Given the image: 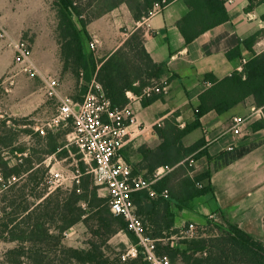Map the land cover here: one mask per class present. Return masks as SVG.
Returning a JSON list of instances; mask_svg holds the SVG:
<instances>
[{"label":"trees","instance_id":"obj_1","mask_svg":"<svg viewBox=\"0 0 264 264\" xmlns=\"http://www.w3.org/2000/svg\"><path fill=\"white\" fill-rule=\"evenodd\" d=\"M173 1L52 0L57 13L61 73L72 75L77 85L83 86L84 94L95 79L112 107L123 108L129 104L128 92L140 95L144 88L168 76L166 63L155 62L147 52L144 27L135 29L115 51L100 56L90 48L92 37L88 27L122 5L137 23L150 17L155 4L165 8ZM182 1L188 11L177 22V28L186 45L230 19L226 0ZM247 1L248 11L262 3V0ZM261 35V31L254 34L228 53L230 61L242 60L244 50L249 54L248 60L241 64L242 70H235L223 79L213 74L205 75L203 80L209 87L199 95L191 121L182 127L178 121L180 112H175L164 119L161 126L154 127L158 145L136 141L122 152L133 173L147 179H153L161 167L169 169L154 185L157 197L140 191L133 194V201L134 212L144 224L145 235L157 240V255L167 256L173 264H264V243L225 218L219 208L210 211L212 215H219L218 219L207 215L206 224L198 226L192 237L181 238V232L175 229L177 211H193L197 199L213 196L210 164L215 170L221 169L258 147L252 143L211 157L204 139L192 144H186L184 139L202 128V119L209 113L227 115L248 99L264 112V50L257 45ZM29 45L32 47L31 43ZM159 97L143 99L142 105L149 106ZM73 99L81 102L83 97ZM61 128H67L68 135L73 131V121ZM11 131L6 122H0V146L4 149L14 145V139L8 135ZM39 136L46 141L45 154H58L60 158L69 156L66 145L60 144L55 136ZM133 147L138 157L135 161L131 158ZM77 151L75 149L74 153ZM202 157H206L209 164L199 170L191 161H199ZM78 159L79 184L50 192L48 182L45 183L49 171L43 166V159L23 158L21 164L11 167L0 154L2 178L5 181L12 176L18 178V182L1 191L0 240L15 242L16 246L4 254L0 264H150L140 250L136 257L123 260L122 252L110 246V240L122 232L134 244L138 239L129 230L127 220L111 212L109 196L101 197L93 175L86 173L90 166L80 155ZM16 160L18 162L17 157ZM163 191L168 192L167 198L161 196ZM79 224L85 226L90 236L84 248L65 243L64 232L73 231Z\"/></svg>","mask_w":264,"mask_h":264},{"label":"crops","instance_id":"obj_2","mask_svg":"<svg viewBox=\"0 0 264 264\" xmlns=\"http://www.w3.org/2000/svg\"><path fill=\"white\" fill-rule=\"evenodd\" d=\"M247 7V0L227 3L229 21L205 32L189 45L185 44L177 28V22L188 11L182 0H174L161 12L142 22L135 23L130 11L122 5L89 25L88 31L92 40H99V50L102 54L115 51L135 29L144 27L147 52L155 62L166 63L169 72L167 78L170 81L169 94L160 96L157 101L146 107L142 105V101L132 102L131 108L136 115L137 123L130 128L132 139L129 144L136 141L156 142L158 137L154 133V127L158 123L161 126L164 119L175 112H180L178 121L182 127L191 121L194 117V108L198 105L199 95L209 87V84L203 80L205 75L213 74L216 78L223 79L235 70H242L241 64L248 60L249 54L244 50V58L234 61H230L227 55L242 46L245 39L261 31L262 35L257 45L262 46L264 50V0L251 11H248ZM95 23L108 28L113 36L107 37L106 33L102 34V30L95 31L96 28L95 30L93 28ZM123 31L127 32V37L119 43L116 42L115 37L120 33L126 35ZM34 60L44 70L42 61L39 59L41 67L38 60L36 58ZM61 68L62 64L59 60L52 69L54 72H60ZM35 80H39L42 85L39 78ZM175 86H180V90L172 97ZM182 92L185 97L182 96ZM23 94L24 113L26 110L33 112L46 102L41 91L33 88H29ZM176 97L180 101L174 106L169 105ZM239 117L246 121L241 133L235 135L230 128ZM143 127L152 128L153 131L150 134H138ZM200 139L205 140L207 153L211 157L228 151L231 147L240 148L252 143L258 144L256 149L221 169L215 170L213 164H210L212 171L210 185L213 196L199 198L196 204L199 200L201 203L199 206L208 207L210 210L219 208L225 218L264 243L263 109L256 107L253 100L248 99L227 115L219 116L211 112L202 119V128L187 136L184 142L192 144ZM208 164L207 158L202 157L197 168L203 170ZM196 204L193 211H177L175 229L181 232L191 223L196 226L206 224V216L211 212L206 215L201 213ZM212 216L211 214L210 217Z\"/></svg>","mask_w":264,"mask_h":264},{"label":"built area","instance_id":"obj_3","mask_svg":"<svg viewBox=\"0 0 264 264\" xmlns=\"http://www.w3.org/2000/svg\"><path fill=\"white\" fill-rule=\"evenodd\" d=\"M233 1L226 0L227 3ZM162 10L163 7L159 3L155 4L150 17ZM0 38L8 41L10 47L14 49L15 63L19 72L31 79L39 78L44 93L57 100V113L42 126L37 127L36 131L45 136L49 129L66 126L70 121H73V131L67 135V146L77 147L83 156V161L90 166L87 172L94 175L98 183L106 186L111 212L114 215L123 216L128 222L129 230L138 239V246L132 247L126 254H123L122 259L134 258L140 250L150 264H173L167 256L157 255V240L145 235L144 224L134 212L133 201V194L140 191H147L150 197H157L158 193L154 185L169 169L161 167L156 170L153 179H147L142 174H134L122 154L132 139L130 128L137 123L136 115L131 108L132 102L142 101L153 96H166L170 91L169 79L164 78L158 83L147 86L140 95L128 92L129 104L123 108H113L102 86L94 79L82 101L76 102L71 96L62 94L61 82L58 77L43 71L36 64L33 49L26 40L13 38L1 23ZM98 44L99 40L93 39L90 42V48L95 50ZM10 85H15L14 77L10 79ZM245 121L244 118H236L230 131L235 135L240 134ZM156 126H160V124L158 123ZM152 131V128L143 127L138 134H150ZM232 149L233 147L229 150ZM24 155L27 154H17L19 162H22ZM17 181V177H10L4 188ZM68 181H70L69 177L63 171L54 170V166L49 169L47 182L50 192L65 187ZM161 196L167 198L168 192L163 191ZM195 231L196 227L191 223L181 231V238L192 237ZM71 233V230L65 231L64 237H70Z\"/></svg>","mask_w":264,"mask_h":264},{"label":"rangeland","instance_id":"obj_4","mask_svg":"<svg viewBox=\"0 0 264 264\" xmlns=\"http://www.w3.org/2000/svg\"><path fill=\"white\" fill-rule=\"evenodd\" d=\"M0 23L5 26L9 34L15 39H24L31 43L34 52V58L42 61V66L45 72L52 74L60 79L61 92L63 95H68L76 100H80L84 95V89L82 85H77L75 78L70 74H62L60 72H54L52 68L59 62V47L57 44L56 37V25H57V13L53 5L52 0H0ZM94 30H102V34L106 33L107 37H112V33L109 32L108 28L99 26L97 23L94 24ZM119 34L115 37L116 42L122 41L123 38L127 37V32ZM100 44L94 50L98 56L103 55L99 50ZM41 66V64H40ZM41 66V67H42ZM43 70V71H44ZM14 77L15 85H10V79ZM167 78V77H165ZM29 88L41 91V94L46 99L45 104L37 110L31 112L26 110L25 113L22 111V97L23 93ZM180 86H175L173 94L179 92ZM182 96L185 97L182 92ZM185 100H187L185 98ZM180 99L174 98L169 105H176ZM58 103L54 98L48 97L42 88L39 80L31 79L27 75L20 73L15 63V51L10 47L9 42L0 38V122H6L7 126L10 127L9 137L12 136L14 139V145L9 148H3L0 146L1 157L9 161L10 166L21 164L17 162L16 157L21 151L27 155L23 156L24 159L36 161L37 159H43V166L49 169L54 166V170L63 171L69 180L67 185L63 187L71 188L74 183L79 184L77 179L81 176L78 159L79 155L83 161V156L79 150L74 153L77 149L75 146H67V128H54L49 129L47 135L55 136L60 144H65L66 149L69 150L68 157L60 158L58 154L47 155L44 150L46 149V141H43L36 131V128L42 126L52 116L57 113ZM22 112V113H20ZM31 112V113H29ZM9 130V129H8ZM40 138V139H39ZM151 146L159 144L157 140L154 143H150ZM136 147V146H135ZM131 151V158L138 160L134 148ZM14 149L19 151H14ZM61 151V150H59ZM63 152V151H62ZM54 156V157H53ZM199 161H191V163L198 167ZM201 164V163H200ZM202 165V164H201ZM88 170V168L86 169ZM88 173V172H86ZM91 174V173H89ZM95 184L100 187V194L103 198H108L109 193L104 184L98 183L97 179L93 175ZM49 179V172L47 174L45 183ZM18 182V181H17ZM7 184L1 176L0 171V200L2 198L1 191H4V185ZM43 185L40 186L42 188ZM201 205L200 201H197L196 207ZM210 206V205H209ZM83 208H86L85 206ZM0 204V214H1ZM199 211L203 214H208L210 208L199 206ZM3 218L2 215H0ZM212 219H218L217 215L214 214ZM196 229L198 226H196ZM196 232V231H195ZM90 240V236L86 231L84 225H77L70 237L65 238V243L75 248L86 247L85 243ZM110 246L122 254H126L132 247H137L125 233H119L110 240ZM16 246L15 242H9L0 240V260L4 254Z\"/></svg>","mask_w":264,"mask_h":264}]
</instances>
